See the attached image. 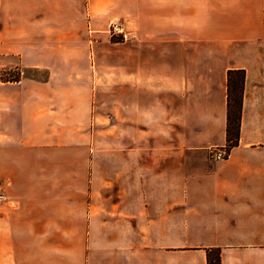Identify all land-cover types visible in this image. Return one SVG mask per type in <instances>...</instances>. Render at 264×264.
Wrapping results in <instances>:
<instances>
[{"label":"crops","instance_id":"obj_1","mask_svg":"<svg viewBox=\"0 0 264 264\" xmlns=\"http://www.w3.org/2000/svg\"><path fill=\"white\" fill-rule=\"evenodd\" d=\"M113 20L130 36L102 79L70 22ZM4 35L39 39L0 48V69L39 76L0 78V264H264V0H0ZM106 90L125 139L102 147Z\"/></svg>","mask_w":264,"mask_h":264},{"label":"rangeland","instance_id":"obj_2","mask_svg":"<svg viewBox=\"0 0 264 264\" xmlns=\"http://www.w3.org/2000/svg\"><path fill=\"white\" fill-rule=\"evenodd\" d=\"M17 24L21 23V27L29 30V23L26 21L16 22ZM72 29V35L68 38L69 43L77 44L78 38H80L84 34V44L86 49V54L91 56L93 62L97 63V58L102 62V66L105 69L101 70V78L106 79L109 76L114 74L117 66L118 61H123V41L114 40L110 38L108 34L105 32L107 28V24L105 22H101L98 25V30L96 32H91V29H95L91 22L84 21V22H70ZM55 34V33H54ZM62 36L60 34H56L53 36V43L60 42V38ZM35 39H39L38 37H31V36H2L0 38V48L2 52L5 54L13 47H15V42L18 45L22 43H27L28 41ZM42 40V42H41ZM40 43L43 44L44 38H41ZM80 41V39H79ZM81 44V41L80 43ZM20 47V46H19ZM96 47V52L92 53V49ZM14 54V53H13ZM95 58V60H94ZM91 60V61H92ZM120 66L118 65V68ZM120 71V70H119ZM123 71V69L121 70ZM22 76H39L33 70L22 69L18 63L10 64V66H6L0 69V78L4 80H14L18 79ZM121 76V75H120ZM106 93L105 97L102 96L103 99L100 103L97 101V105L95 107L94 112V135L92 133V138L96 141L97 146H105L104 144L108 143L109 141H124L125 133H124V117L123 115H119L118 113L121 112V108L119 104H117L114 100H109L108 98V90L104 91ZM103 94V93H102ZM101 98V96H98ZM123 103V102H122ZM117 104V106H116ZM118 112V113H117ZM155 139V138H154ZM211 152V151H210ZM3 193V192H2ZM5 199V196H4ZM3 199V200H4ZM2 201V200H1Z\"/></svg>","mask_w":264,"mask_h":264},{"label":"trees","instance_id":"obj_3","mask_svg":"<svg viewBox=\"0 0 264 264\" xmlns=\"http://www.w3.org/2000/svg\"><path fill=\"white\" fill-rule=\"evenodd\" d=\"M243 71L235 70L227 74V146H233L239 135V117L241 106V93L243 89ZM206 264H220L219 249L207 251Z\"/></svg>","mask_w":264,"mask_h":264},{"label":"built area","instance_id":"obj_4","mask_svg":"<svg viewBox=\"0 0 264 264\" xmlns=\"http://www.w3.org/2000/svg\"><path fill=\"white\" fill-rule=\"evenodd\" d=\"M106 33L110 38L123 42L127 40L130 36V33L126 31L124 26L121 24V22L117 20H113L109 22L106 29ZM210 151H211L210 156L216 161L224 160L228 155V151L222 148H212ZM3 199H4V194L2 193L0 187V201Z\"/></svg>","mask_w":264,"mask_h":264}]
</instances>
